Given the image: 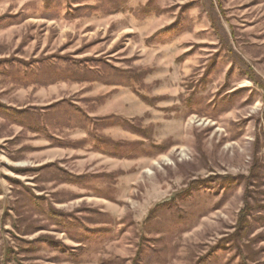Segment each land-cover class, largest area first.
<instances>
[{
	"label": "rangeland",
	"instance_id": "rangeland-1",
	"mask_svg": "<svg viewBox=\"0 0 264 264\" xmlns=\"http://www.w3.org/2000/svg\"><path fill=\"white\" fill-rule=\"evenodd\" d=\"M0 264H264V0H0Z\"/></svg>",
	"mask_w": 264,
	"mask_h": 264
}]
</instances>
